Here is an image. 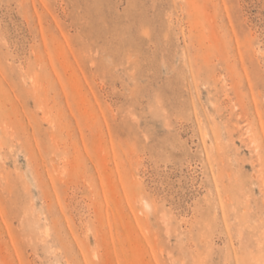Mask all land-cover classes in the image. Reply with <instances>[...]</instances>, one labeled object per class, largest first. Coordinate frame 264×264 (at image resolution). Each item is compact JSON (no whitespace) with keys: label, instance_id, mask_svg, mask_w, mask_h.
<instances>
[{"label":"rangeland","instance_id":"rangeland-1","mask_svg":"<svg viewBox=\"0 0 264 264\" xmlns=\"http://www.w3.org/2000/svg\"><path fill=\"white\" fill-rule=\"evenodd\" d=\"M0 264H264V0H0Z\"/></svg>","mask_w":264,"mask_h":264}]
</instances>
